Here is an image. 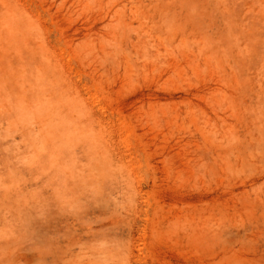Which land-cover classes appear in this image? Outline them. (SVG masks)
Here are the masks:
<instances>
[{
  "label": "rangeland",
  "instance_id": "374dc122",
  "mask_svg": "<svg viewBox=\"0 0 264 264\" xmlns=\"http://www.w3.org/2000/svg\"><path fill=\"white\" fill-rule=\"evenodd\" d=\"M0 264H264V0H0Z\"/></svg>",
  "mask_w": 264,
  "mask_h": 264
}]
</instances>
